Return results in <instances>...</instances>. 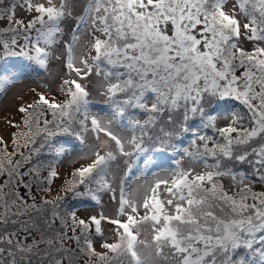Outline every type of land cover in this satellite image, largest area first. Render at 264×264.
<instances>
[{"label": "snow or ice", "instance_id": "obj_1", "mask_svg": "<svg viewBox=\"0 0 264 264\" xmlns=\"http://www.w3.org/2000/svg\"><path fill=\"white\" fill-rule=\"evenodd\" d=\"M0 19L23 58L0 96L45 74L0 135V264H264V0H0Z\"/></svg>", "mask_w": 264, "mask_h": 264}, {"label": "rangeland", "instance_id": "obj_2", "mask_svg": "<svg viewBox=\"0 0 264 264\" xmlns=\"http://www.w3.org/2000/svg\"><path fill=\"white\" fill-rule=\"evenodd\" d=\"M0 24L6 28L7 22L0 19ZM22 43V38H20ZM18 51V49H17ZM4 55L2 50H0V57L3 58ZM51 68L56 71L59 66L57 63H53ZM45 76L43 70L31 71L29 75L23 77L17 85L10 89L3 97L0 99V135H3L6 140L9 139L10 133L15 131L14 127H11L7 121L11 120L13 122H18L20 120V114L17 112V106L21 103H28L33 99V94L31 89L39 88L40 84L35 81H39ZM59 183V182H57ZM51 195H55V188ZM106 199V198H105ZM87 198H82V202H87ZM95 209V204L87 205L85 207H79L78 214L81 216H87L89 213L93 212Z\"/></svg>", "mask_w": 264, "mask_h": 264}, {"label": "trees", "instance_id": "obj_3", "mask_svg": "<svg viewBox=\"0 0 264 264\" xmlns=\"http://www.w3.org/2000/svg\"><path fill=\"white\" fill-rule=\"evenodd\" d=\"M76 203H77L76 201H72L73 208H76V206H75ZM34 264H35V262H34Z\"/></svg>", "mask_w": 264, "mask_h": 264}]
</instances>
